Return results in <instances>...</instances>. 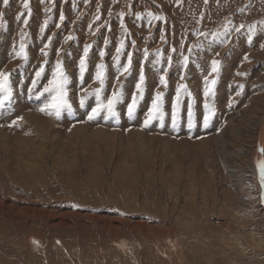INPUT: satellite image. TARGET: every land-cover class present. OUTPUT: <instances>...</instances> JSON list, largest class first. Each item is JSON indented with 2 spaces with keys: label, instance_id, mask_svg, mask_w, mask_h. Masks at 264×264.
Instances as JSON below:
<instances>
[{
  "label": "rangeland",
  "instance_id": "obj_1",
  "mask_svg": "<svg viewBox=\"0 0 264 264\" xmlns=\"http://www.w3.org/2000/svg\"><path fill=\"white\" fill-rule=\"evenodd\" d=\"M27 3L0 0V264H264L250 127L264 115V0ZM57 62L59 115L45 108ZM114 92L117 115L89 119ZM157 92L163 116L145 125Z\"/></svg>",
  "mask_w": 264,
  "mask_h": 264
},
{
  "label": "snow or ice",
  "instance_id": "obj_2",
  "mask_svg": "<svg viewBox=\"0 0 264 264\" xmlns=\"http://www.w3.org/2000/svg\"><path fill=\"white\" fill-rule=\"evenodd\" d=\"M4 4L8 3V0H3ZM25 8H28V3L27 0H25V4H24ZM3 16V13H0V17ZM61 19H63V16H61ZM25 24H27V20H25ZM3 24L0 23V27H2ZM41 31H43V28H41ZM121 47H123V42H121ZM117 51H120V48L117 49ZM87 52H88V46L85 47L84 49V53H85V57L87 56ZM47 53H45L46 55ZM18 56H23V58L26 60L27 59V55L24 51V45L21 44L20 45V50L17 52ZM101 55H103V52H101ZM85 57H82L80 60V71H81V77L83 76L84 71L86 70V61H85ZM185 60H187V58H185ZM131 62V57L129 56V63ZM218 62L213 61V71H217V68L215 67V65ZM97 72H96V79L98 81H100L101 85H103L104 83V65L103 64H98L97 66ZM128 67L129 65H125L124 66V71H128ZM43 71V69H41V72ZM41 73H37V76H39ZM141 82L143 81V75H141L140 77ZM8 80H9V74L8 73H4V72H0V93H3V95H0V107H2L4 105L5 100L8 99V95L10 94L9 89L7 87L8 85ZM68 80H67V76L65 75L60 62H57V66L56 69L54 70L53 73V79L49 82L50 86L49 88H46L45 91H51V92H55L56 95L53 96L52 100L45 105V108H51L52 111H54L56 113V115H59L60 109L64 106H70L68 105L67 102V92L64 88V86L67 84ZM161 83H165V80L163 77H161ZM212 85L215 84V80L211 81ZM184 87L183 85L179 86L177 89V98L176 101L173 103L172 105V115H173V120L175 121L176 119V115L179 109V100H180V88ZM137 89L140 91L141 95L143 93V89L141 87V84H137ZM99 91L100 89H97V95H99ZM211 92V89L209 87L206 86L205 88V95L207 96L209 93ZM162 93L157 92L155 95V98L152 100V104L151 107L148 110V117L145 120V125L149 124L153 119H156L157 116H160L162 118L163 116V101H162ZM119 98V93L118 92H114L112 97L108 99L107 104L104 103H97V106L95 108L92 109L91 114L89 115V119H93L95 116L99 115L100 112L102 110H107L109 114L116 116L117 113L114 111V106L117 102ZM138 102V98L136 95H133L132 98V102L128 105V115L129 117H131L135 111V106ZM81 103H83V100L81 101ZM206 107H208L206 105ZM44 108L41 109V111H43ZM189 115H191V108L189 106ZM211 118V113L205 114L204 116V122H205V126H207V123L209 121V119ZM261 177H262V181H264V168H262L261 170Z\"/></svg>",
  "mask_w": 264,
  "mask_h": 264
},
{
  "label": "bare ground",
  "instance_id": "obj_3",
  "mask_svg": "<svg viewBox=\"0 0 264 264\" xmlns=\"http://www.w3.org/2000/svg\"><path fill=\"white\" fill-rule=\"evenodd\" d=\"M250 125L252 132H255V130L258 129V133L256 132L258 147L254 152V163L256 165L257 180L262 188L261 198L264 204V181H262L261 177V170L264 168V115H260L257 119H252Z\"/></svg>",
  "mask_w": 264,
  "mask_h": 264
}]
</instances>
